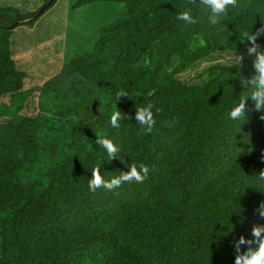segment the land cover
<instances>
[{
	"label": "trees",
	"instance_id": "16d2710c",
	"mask_svg": "<svg viewBox=\"0 0 264 264\" xmlns=\"http://www.w3.org/2000/svg\"><path fill=\"white\" fill-rule=\"evenodd\" d=\"M36 1L0 4V264H234L233 242L264 225V112L229 119L249 91L239 77L254 75L242 33L264 24V0H238L217 25L187 0H120L91 50L33 76L13 35L56 2ZM188 7L194 25L177 19ZM149 103L156 124L141 134ZM133 164L149 168L143 183L89 190L97 166L110 181Z\"/></svg>",
	"mask_w": 264,
	"mask_h": 264
},
{
	"label": "clouds",
	"instance_id": "9594fccd",
	"mask_svg": "<svg viewBox=\"0 0 264 264\" xmlns=\"http://www.w3.org/2000/svg\"><path fill=\"white\" fill-rule=\"evenodd\" d=\"M187 4L198 6L203 5L210 10L208 17L211 25L220 23L221 17L226 16L230 8L237 7L238 0H187ZM177 19L183 21L186 25H194L197 20L193 16V8L188 7L180 12ZM244 42H249L247 47V55L253 57L252 69L254 75L239 77V83L242 88L249 89L246 95L241 96L239 103L231 108L229 112V119L245 120L247 114L252 110L257 112H264V48L258 43L260 37H264V24H262L256 31H244L242 33ZM244 60L243 55H235V63L242 65ZM121 97H128L124 91L117 93V100ZM252 102V107L247 105V101ZM153 105L149 103L146 107H141L135 111V120L141 126V134H149L153 131L156 124V119L153 113ZM159 109H157V112ZM121 112L116 111L110 117V125L118 128L121 119ZM264 120V115L260 116ZM95 143L101 145L107 152L109 159L117 157L118 147L112 140L103 137H96ZM149 173V168L140 164L139 168L133 164L131 167L117 177L110 181L105 180L101 175L100 168L97 166L92 170V176L89 180V190L96 191L98 188H104L112 191L120 187L123 183H143ZM259 182H264V170H261L258 175ZM259 217L264 218V201L261 202L257 209ZM252 239H246L241 235L238 240L234 241V247L237 255L235 256L234 264H264V225H253L251 228ZM257 245L253 248L252 245ZM241 245L247 246L246 251L241 252Z\"/></svg>",
	"mask_w": 264,
	"mask_h": 264
},
{
	"label": "rangeland",
	"instance_id": "374dc122",
	"mask_svg": "<svg viewBox=\"0 0 264 264\" xmlns=\"http://www.w3.org/2000/svg\"><path fill=\"white\" fill-rule=\"evenodd\" d=\"M74 1L56 0L32 27L15 29V56L19 66L22 64L20 67L34 72L30 75H35L39 64L47 67L63 61L67 55L91 50L99 27L113 20L123 6L120 0H92L81 7H72ZM0 4L29 8L37 1L0 0ZM31 58L39 61L31 63Z\"/></svg>",
	"mask_w": 264,
	"mask_h": 264
},
{
	"label": "water",
	"instance_id": "95a60500",
	"mask_svg": "<svg viewBox=\"0 0 264 264\" xmlns=\"http://www.w3.org/2000/svg\"><path fill=\"white\" fill-rule=\"evenodd\" d=\"M52 0H49L48 2H51ZM46 6V4L42 7V8H44Z\"/></svg>",
	"mask_w": 264,
	"mask_h": 264
}]
</instances>
